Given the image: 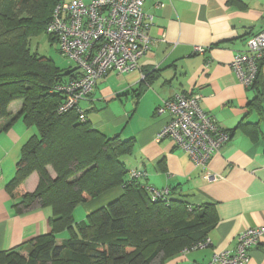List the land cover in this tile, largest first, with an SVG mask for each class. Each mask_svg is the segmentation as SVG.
<instances>
[{"label": "crops", "instance_id": "1", "mask_svg": "<svg viewBox=\"0 0 264 264\" xmlns=\"http://www.w3.org/2000/svg\"><path fill=\"white\" fill-rule=\"evenodd\" d=\"M144 10L153 15L154 41L139 67L128 73L109 72L78 106L91 128L103 135L133 138L131 153L121 159L127 172L145 171L139 183L167 187L192 207L214 205L218 219L207 234L211 244L188 250L185 246L162 263L204 264L213 250L235 249L238 233L246 228L264 229V118L248 108L264 83L243 85L230 64L235 54L252 51V37L264 29V0H144ZM195 46L204 51H195ZM262 71L264 82V64ZM191 94H200V108L230 132L229 140L205 164L195 163L169 138L155 141L156 132L170 118L157 109L175 96ZM21 106L22 100L11 101L8 115L0 117V252L7 253L47 234L52 217L51 208L41 206L38 198L28 207L22 201L37 187V171L9 188L23 143L38 134L35 126L17 116ZM242 118L258 123L256 139L236 128ZM46 169L54 178L53 168ZM122 192L118 186L87 197L73 210L75 223ZM68 237L62 230L55 242ZM249 255L246 264H264V232Z\"/></svg>", "mask_w": 264, "mask_h": 264}, {"label": "trees", "instance_id": "2", "mask_svg": "<svg viewBox=\"0 0 264 264\" xmlns=\"http://www.w3.org/2000/svg\"><path fill=\"white\" fill-rule=\"evenodd\" d=\"M60 1L5 0L3 9L0 0V10H8L6 16L0 12V117L8 115L11 101L20 99L17 116L38 132L23 143L9 188L37 171V187L25 193L22 201L28 207L38 198L41 206L52 211L50 231L28 242L32 248L28 263L153 264L158 260L155 264H162L183 247L191 249L207 237L217 222L216 210L211 204L192 207L171 193L166 201H152L138 181L125 180L127 168L121 157L131 153L133 138L107 137L91 128L87 120L80 121L75 109L57 112L62 95L51 89L71 77L75 69H60L52 59L39 56L30 40L45 32ZM19 12L23 15H17ZM263 61L252 86L256 80L264 83ZM263 101L264 87L248 104L261 119ZM236 128L253 140L258 136L257 122L242 118ZM47 165L55 171L54 178ZM118 186L123 190L118 198L75 223L76 206ZM62 230H67L69 237L56 244L55 235ZM19 249L0 252V264H25Z\"/></svg>", "mask_w": 264, "mask_h": 264}, {"label": "built area", "instance_id": "3", "mask_svg": "<svg viewBox=\"0 0 264 264\" xmlns=\"http://www.w3.org/2000/svg\"><path fill=\"white\" fill-rule=\"evenodd\" d=\"M153 15L144 10V0H62L55 5L46 23L45 33L52 35L62 55L74 66L73 75L56 82L51 91L62 95L57 112L75 109L79 120L85 121L78 103L86 99L97 81L109 72L128 73L139 67L140 59L150 50L153 38L150 27ZM251 52L233 56L231 67L239 81L250 86L264 60V29L254 35ZM195 51L203 52L201 46ZM200 94L175 96L157 109L168 112L170 118L156 132L155 141L171 139L186 151L197 164H205L230 138L211 115L199 106ZM127 182L139 181L145 171L131 169ZM152 201H166L167 187L155 188L140 184ZM263 227L246 228L237 235L235 249L213 250L204 264H246L249 251L258 245ZM211 240L205 237L192 248L205 247Z\"/></svg>", "mask_w": 264, "mask_h": 264}, {"label": "rangeland", "instance_id": "4", "mask_svg": "<svg viewBox=\"0 0 264 264\" xmlns=\"http://www.w3.org/2000/svg\"><path fill=\"white\" fill-rule=\"evenodd\" d=\"M3 2V9L7 7L5 4V0H1ZM5 16L8 13V10H0ZM17 13V15H19ZM23 15V14H20ZM1 16V15H0ZM2 17V16H1ZM30 45L33 50H35L39 56H45L53 60L54 64L60 68V69H67L69 66H74L73 63H70L62 53H60L56 40H51L46 35L45 32H41L39 35H36L31 38ZM264 107V104H263ZM263 124L262 129H264V121L261 123ZM211 158V157H210ZM141 184V183H140ZM32 248L29 245H26L24 248L18 250V254L23 256L25 259V264H29L30 260V252ZM158 260L154 261L153 264H155Z\"/></svg>", "mask_w": 264, "mask_h": 264}]
</instances>
